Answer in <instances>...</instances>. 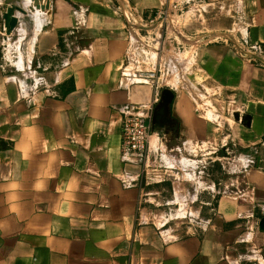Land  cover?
Returning a JSON list of instances; mask_svg holds the SVG:
<instances>
[{"label":"crops","instance_id":"crops-1","mask_svg":"<svg viewBox=\"0 0 264 264\" xmlns=\"http://www.w3.org/2000/svg\"><path fill=\"white\" fill-rule=\"evenodd\" d=\"M50 1V26L36 14L23 32L28 60L51 72L37 89L1 81L0 264H264V64L245 54L264 49V0ZM164 8L195 35L183 51L165 46L164 72L166 48L146 45L158 52L149 54L153 80L136 85L122 75L143 73L145 47L133 37L160 31L140 26ZM164 89L174 93L170 115L147 162L123 161L118 108ZM198 149L222 161L217 191L198 170ZM174 180L192 184L170 189ZM251 240L258 252L241 253Z\"/></svg>","mask_w":264,"mask_h":264},{"label":"rangeland","instance_id":"rangeland-1","mask_svg":"<svg viewBox=\"0 0 264 264\" xmlns=\"http://www.w3.org/2000/svg\"><path fill=\"white\" fill-rule=\"evenodd\" d=\"M12 3L18 4L21 8H23L26 11V14L16 12V16L19 18V26L17 24L15 29L12 31V33L7 35L5 32V28H4L3 12ZM44 3H45V0H42L40 2V4H44ZM36 14H38V18H39L38 25L43 23L44 27L50 26L49 19H48L50 15L49 10L37 9L33 0H0V87H1L2 79L8 78L12 80V85L16 84V82L18 83L19 79H22L26 81V85L28 89H37L43 85L39 77L41 78L43 74L51 72V69L49 68L46 69V67L43 64L38 63L37 59H35L34 61L32 59L28 60V45H29L30 36L29 34L23 31L25 30V25H30V24L35 23ZM161 24L163 25L161 26L160 31H154V32L150 31L149 33L148 32L144 33V32H141L140 30H136L137 34L141 35L142 42H138L139 40H136L133 37V42H136L137 43L136 45L142 44L145 47V48L140 49L142 52L139 50V52H141L140 56L136 57L138 64L141 65V67L143 68V73H140L136 70H132V76L134 78H132L133 81L132 80L130 81L136 85H145V86L150 85L149 82L153 80L149 74L152 72L147 71L153 65L152 62L149 63V61H151L149 59V54H151L152 56H157L158 52H154L155 50H153L151 47L148 48L146 45L153 46L155 42L153 44L151 42L157 41V43L155 44L157 47H159V45L162 43L163 48L166 45H170L175 48V52L176 51L179 52V51H183L181 46H186L184 42L187 40L188 41L193 40V37L195 35V33L191 31L193 30L191 26L184 25L183 27L180 28L178 24H171L169 21L162 22ZM154 25L152 24V25H148L144 27H152ZM145 30L147 31V29ZM72 31H75V30H72ZM64 32L68 33V30ZM64 38L69 39L66 36H63L62 40H64ZM184 51H188V50L184 49ZM169 52L166 48L165 53H162L160 56L158 54L159 60L162 59L160 63V69L162 70V72H164L163 63L167 59L168 55L172 56L173 50L170 53ZM181 53H183L182 56H184L182 58H185L186 52H181ZM21 59H23V62H24L23 67H21V62H20ZM156 61H158L157 58H156ZM169 61L171 62L170 59ZM134 69H135V66H134ZM38 79L40 81H38ZM137 80H140V81H137ZM168 82H171V78H169ZM155 129H156L155 126L152 125V130L155 131ZM195 155H196L195 156L196 160L198 159L197 161L198 170L202 172L201 175H202V178L205 179V183H208L206 181H209L210 179V181H214L217 185L218 184V182L216 181L218 179L217 176L220 172L223 171L222 165H220L219 163L222 161L215 160L216 158L214 157L215 158L214 162H212V160L208 159V156L204 155V151L199 150V149L196 151ZM211 165L213 167H211ZM215 177L217 178L214 179ZM170 182H173L171 183V186L169 185L170 189H172V187L178 188L179 186H182V185H184L187 189L190 186V184H192L186 180H180V181L174 180ZM170 182L168 184H170ZM219 184H222V182H220ZM216 187H217L216 189L217 191L219 186L217 185ZM162 201L163 199L161 198L160 200L161 204H162ZM171 207L173 209L171 216H176L179 210L177 208H174L175 207L174 205ZM163 209L164 207L162 204V207L159 208V212L157 211L156 213V215L160 217L159 220L161 221L163 220V216H164ZM183 211L186 212L184 214L186 215L188 211L190 210L184 209ZM191 211H195V210L193 209ZM178 215L180 216V211ZM178 221L179 220H177L176 222ZM259 243L260 242L254 241V240L247 242L246 247L248 248L240 249L241 253H248L250 255H254V253L258 252V249H260L259 247H261Z\"/></svg>","mask_w":264,"mask_h":264},{"label":"built area","instance_id":"built-area-1","mask_svg":"<svg viewBox=\"0 0 264 264\" xmlns=\"http://www.w3.org/2000/svg\"><path fill=\"white\" fill-rule=\"evenodd\" d=\"M177 5L175 4L174 7ZM167 10L159 9L151 13L148 17V23L166 22ZM245 54L252 60H258L264 64V49L260 44L249 46L245 50ZM128 78H134L125 72L122 74ZM140 81V80H137ZM159 95H154L152 100L146 104L127 103L118 108L121 120V156L123 161L130 163H141L145 165L147 162V152L149 140L154 130H152V114L154 107L159 102Z\"/></svg>","mask_w":264,"mask_h":264},{"label":"water","instance_id":"water-1","mask_svg":"<svg viewBox=\"0 0 264 264\" xmlns=\"http://www.w3.org/2000/svg\"><path fill=\"white\" fill-rule=\"evenodd\" d=\"M33 1H34V4L36 7L40 8V9L49 10V12H50V2H51L50 0H45V4H40V2L42 0H33ZM16 10L22 11L21 7L18 4L12 3L3 12L4 28H5V32L7 35L11 34L12 31L15 29V27L18 24V19L15 15ZM155 26L156 25H154L152 27L142 26L140 28L151 30V29L155 28ZM173 97H174V93L171 90L164 89L162 91L160 101L154 107V111L152 114L151 122L153 124H156V121H158L161 117H164L165 115H167V116L170 115V106H171V102H172ZM236 118H238L237 115H236ZM241 119L244 121L245 119H248V117L242 116ZM177 138H178V127H177V124L174 123V126L171 128V136H170L171 144H168L169 148H173L177 145ZM263 141H264V137H263ZM261 163H262V166H261ZM256 165H257V167H261L262 171L264 172V149H263L262 153L257 156V164ZM258 231L260 233H264V211H263L262 217L260 218V220L258 222Z\"/></svg>","mask_w":264,"mask_h":264},{"label":"flooded vegetation","instance_id":"flooded-vegetation-1","mask_svg":"<svg viewBox=\"0 0 264 264\" xmlns=\"http://www.w3.org/2000/svg\"><path fill=\"white\" fill-rule=\"evenodd\" d=\"M164 122H163V117H161L158 121H156V124H153L155 127L157 128H160L159 126L162 125Z\"/></svg>","mask_w":264,"mask_h":264},{"label":"bare ground","instance_id":"bare-ground-1","mask_svg":"<svg viewBox=\"0 0 264 264\" xmlns=\"http://www.w3.org/2000/svg\"><path fill=\"white\" fill-rule=\"evenodd\" d=\"M45 4V3H44ZM37 9H40V8H38V7H36ZM22 9V11L21 10H16L15 11V15H16V12H19V13H22V14H26V11L23 9V8H21ZM41 10H46V9H41ZM34 16V15H33ZM17 17V16H16ZM17 19H18V17H17ZM18 22H19V19H18ZM35 31V30H34ZM35 35V34H34Z\"/></svg>","mask_w":264,"mask_h":264}]
</instances>
